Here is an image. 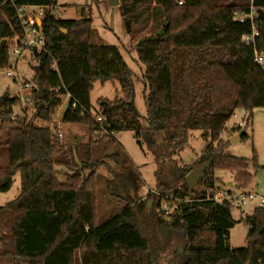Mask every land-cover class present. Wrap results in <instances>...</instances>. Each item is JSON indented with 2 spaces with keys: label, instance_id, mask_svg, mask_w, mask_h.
<instances>
[{
  "label": "trees",
  "instance_id": "1",
  "mask_svg": "<svg viewBox=\"0 0 264 264\" xmlns=\"http://www.w3.org/2000/svg\"><path fill=\"white\" fill-rule=\"evenodd\" d=\"M14 5L43 8L46 50H30L37 62L33 83L45 95L40 100L38 89L34 91L35 119L52 123L67 96L62 123L85 126L101 138L65 147L51 128L26 118L12 119L18 97L7 92L0 98V155L7 160L0 164V193L8 192L14 177L20 176L19 195L0 206V226L8 214L6 237L11 241V250L0 252V258L12 264H155V255L162 251L159 233L184 242V252L171 257L173 264H264V208L255 207L237 220L228 201L217 202L211 195L219 170L234 171L241 189L252 182L248 161L225 155L229 142L220 137L237 109L251 114L264 108V64L255 59V51L264 56V0L120 1L121 15L133 36L155 37L164 31L159 39L138 41L134 48L145 66L144 102L150 128L139 122L134 73L119 50L91 43L90 18H56L53 9L58 0H0V70L9 66L8 41L22 34ZM252 8L258 36L255 45H246L242 37L252 33V24L248 19L240 23L237 15H248ZM97 81L119 82L124 96L97 101L100 122L90 104ZM9 122L14 125L3 127ZM193 130L211 145L193 167L179 169L173 192L176 205L168 218L163 217L160 196L149 193L155 200L150 209L147 201L131 197L133 182L139 189V173L131 164L121 167L122 151L106 157L116 170L94 155V145L124 131L134 132L140 147L141 139L149 135L161 138L156 146L182 150ZM240 132L241 140L247 139ZM254 160L257 165L256 156ZM76 162L82 169H73ZM203 164L208 168L190 191L186 177ZM57 165L73 172L65 182L56 176ZM102 167L111 175L108 186L119 192L125 205L100 223L96 171ZM83 170L92 173L86 177ZM157 191L163 192L162 186ZM241 222L248 227L245 246L231 248L230 230Z\"/></svg>",
  "mask_w": 264,
  "mask_h": 264
},
{
  "label": "rangeland",
  "instance_id": "2",
  "mask_svg": "<svg viewBox=\"0 0 264 264\" xmlns=\"http://www.w3.org/2000/svg\"><path fill=\"white\" fill-rule=\"evenodd\" d=\"M109 3L110 0H58V5L53 9V12L56 18L64 20L90 18L92 20L93 34L91 43L93 45L116 47L119 50L124 62L134 73L135 104L140 114L139 122L144 128H150L146 120L147 110L144 102L143 74L145 66L138 61L137 54L134 51L135 45L139 41V36H133L129 32L128 25L121 15L119 6L112 7ZM146 33L147 31H144L140 35H145ZM16 40L11 39L8 41L10 47L9 66L0 70V98L8 92L11 98L18 97L20 99L19 104H16L12 108V117L26 118L27 121L34 122L36 125L51 128L54 136L57 138V132L60 130L62 136L61 139H58L65 147L72 144V136L82 137L79 143L83 145H87L90 140L95 141L99 139L98 135H91L85 126L62 123L61 119L68 101L64 97L62 100L66 99V101L55 111L52 123H43L35 119L33 94L37 86L33 83V76L34 67L37 62L32 57L30 50L22 51V54L19 56L13 54V49L17 46ZM7 72L15 73L17 78L7 76ZM123 97L119 82L101 84L100 81H97L94 83V89L90 95L93 115L95 117L100 116L97 104L99 99L104 98L114 101ZM235 116L228 121L226 131L221 135L220 139L229 142L224 149L225 155L248 161L247 171L252 175V182L245 189L227 186V182L229 181L234 184L236 183V173L234 171L219 170L215 172V177L218 181L215 183L214 193L220 199L226 193L231 195L243 193L246 195L251 194L250 196L264 197V108H256L251 114L246 113L242 109H237ZM13 125L14 122H9L3 127H12ZM240 130L247 135V139L232 144V138L240 134ZM141 143L142 147L137 144L134 132H120L113 134L104 144L94 145V155L96 152L98 158L104 159L112 169L116 170L113 162L109 161L106 157L115 151H122L120 156L121 167L130 166L131 164L139 173V189L138 191L136 190L133 198L138 201H147L148 209H150L155 200L149 198V193L151 191L156 192L158 187L162 186L163 192H159L161 198L157 195L161 201V209L164 210L167 207L171 211L176 205V201L173 199V192L178 187L179 169L182 167H193L207 147L211 145V141L203 138L200 131L193 130L189 132L188 144L182 150L174 151L164 145L162 147L156 146L158 143H161L159 136H154L153 139L147 135L146 138L141 139ZM254 156H256L257 165H255ZM58 159L60 160V158ZM5 160L6 157L0 155V164L6 163L7 160ZM73 169L75 171L82 169V164L80 162L74 163ZM91 173V170L82 171V174L86 177ZM96 173L97 215L98 221L103 223L121 212L125 205V200L114 187L108 186V180L111 178V175L105 167L98 169ZM71 174L73 172L66 166L57 165L56 176L60 181L65 182L66 177ZM19 193L20 176L17 174L14 177L12 188L6 193H0V206L14 200ZM256 204L257 201H252L239 210L234 209L232 212L233 217L237 220L245 217L253 211ZM9 227V215L4 214L3 224L0 226V252L11 250L9 238L1 237L2 231H5L7 234L9 233ZM247 233L248 227L242 222L238 223L230 230L229 247L241 248L245 246ZM157 238L162 251L155 255V264H173L171 257L184 252V242L159 233L157 234ZM177 247H181L183 251L174 255L173 252ZM0 264L12 263L0 258ZM21 264L26 263L22 262Z\"/></svg>",
  "mask_w": 264,
  "mask_h": 264
},
{
  "label": "built area",
  "instance_id": "3",
  "mask_svg": "<svg viewBox=\"0 0 264 264\" xmlns=\"http://www.w3.org/2000/svg\"><path fill=\"white\" fill-rule=\"evenodd\" d=\"M255 0H251L253 2ZM179 4H182V2H179ZM15 9V19L19 22V24L22 27V34L15 38L17 39L15 48L13 49V54L20 55L22 54V51L25 50H34L37 53H42L46 50V37L44 36L41 25H39V20L43 18V8L38 6H25V5H14ZM237 19L240 23H243L245 20H249L252 24V33L245 35L242 37V41L246 45H255L256 37L258 36V31L256 29V26L254 24L255 19V11L251 10V13L245 16H238ZM255 59L258 64L263 65L264 64V56L259 53L258 51H255ZM7 76L17 78L16 74L13 72H7ZM28 86V85H26ZM234 117H236L234 115ZM12 119H15L14 116ZM97 122L101 121L100 117H97ZM58 138L61 139L62 133L60 130H58ZM101 138V136H99ZM152 194L161 196L158 191H151ZM240 194V193H239ZM234 194L231 195L229 193H226L225 196L220 199L218 195H216L214 192H211V195L213 199L217 202L222 201H228L229 204L233 209H241L243 206L247 205L248 203L252 201H257L256 207L264 208V197L261 196H250L251 194ZM173 210V209H172ZM169 208L165 207L164 210V218H168L170 216Z\"/></svg>",
  "mask_w": 264,
  "mask_h": 264
},
{
  "label": "water",
  "instance_id": "4",
  "mask_svg": "<svg viewBox=\"0 0 264 264\" xmlns=\"http://www.w3.org/2000/svg\"><path fill=\"white\" fill-rule=\"evenodd\" d=\"M112 7H115V6H120V2L119 0H110V3H109ZM42 24V20L40 19L39 20V25ZM165 26L167 27V23L165 24ZM65 33V31H64ZM164 35V31L163 30H160L155 37H152V36H148L146 38H141L139 39V43H143L145 41H153L154 39H159L160 37H162ZM5 43L2 42V45H4ZM38 92H37V97L38 99L42 100L45 95H44V91L43 89L38 86ZM243 133H240L238 135H236L235 137L232 138V144H236L238 143L240 140H241V136H242ZM82 140V137H74L72 136L71 138V141L72 143H79L80 141ZM208 168V166L206 164H203V165H200L198 166L197 168H195L191 173H189V175L186 177V182L188 184V187L190 189V191H194L195 190V187L198 183V181L200 179L203 178L204 176V171ZM229 186L231 187H235L236 189H240V186L238 184H234L232 182L229 183ZM131 197H133L134 193L136 192V189H135V182H133L132 186H131ZM150 204V202H149ZM149 207V206H148ZM182 248L181 247H177L173 254H177L178 252H182Z\"/></svg>",
  "mask_w": 264,
  "mask_h": 264
},
{
  "label": "crops",
  "instance_id": "5",
  "mask_svg": "<svg viewBox=\"0 0 264 264\" xmlns=\"http://www.w3.org/2000/svg\"><path fill=\"white\" fill-rule=\"evenodd\" d=\"M64 98H67L68 99V97L66 96V97H64ZM65 101H66V99L65 100H63V103H65ZM234 135H235V133H233ZM229 183H230V181L229 182H227V186H229ZM236 184V183H235ZM6 237L7 236V233L5 232V231H2V236L1 237ZM7 242V241H6Z\"/></svg>",
  "mask_w": 264,
  "mask_h": 264
}]
</instances>
